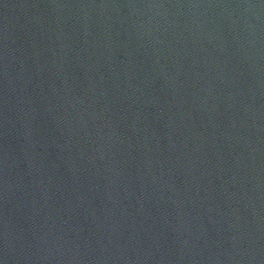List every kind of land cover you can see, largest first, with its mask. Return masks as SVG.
Returning a JSON list of instances; mask_svg holds the SVG:
<instances>
[{
	"label": "water",
	"instance_id": "obj_1",
	"mask_svg": "<svg viewBox=\"0 0 264 264\" xmlns=\"http://www.w3.org/2000/svg\"><path fill=\"white\" fill-rule=\"evenodd\" d=\"M0 264H264V0H0Z\"/></svg>",
	"mask_w": 264,
	"mask_h": 264
}]
</instances>
